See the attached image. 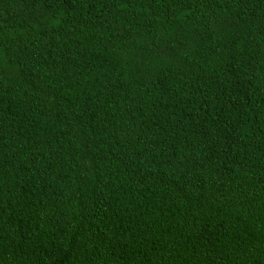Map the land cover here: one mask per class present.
Listing matches in <instances>:
<instances>
[{
  "label": "trees",
  "instance_id": "16d2710c",
  "mask_svg": "<svg viewBox=\"0 0 264 264\" xmlns=\"http://www.w3.org/2000/svg\"><path fill=\"white\" fill-rule=\"evenodd\" d=\"M0 264H264V0H0Z\"/></svg>",
  "mask_w": 264,
  "mask_h": 264
}]
</instances>
